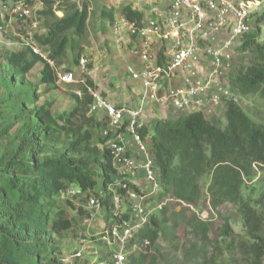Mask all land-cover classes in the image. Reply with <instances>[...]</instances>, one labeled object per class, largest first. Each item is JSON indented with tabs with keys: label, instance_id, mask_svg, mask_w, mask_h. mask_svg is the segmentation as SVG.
Segmentation results:
<instances>
[{
	"label": "trees",
	"instance_id": "trees-1",
	"mask_svg": "<svg viewBox=\"0 0 264 264\" xmlns=\"http://www.w3.org/2000/svg\"><path fill=\"white\" fill-rule=\"evenodd\" d=\"M45 3L44 32L37 39L48 46L46 51L55 67L67 59L68 52L72 65L77 66L88 36L90 0H82L81 5L62 0L57 7L61 17L52 10L54 1ZM121 12L129 21L142 18V13L130 5L123 6ZM103 14L111 26L113 10ZM252 15L256 25L238 46L241 52L252 55V61L235 65L230 72L231 95L224 106V123L216 125L214 119L208 120L201 113H182L172 119L155 118L148 131L161 184L157 199L169 194L187 203H198L199 181L209 174L211 208L216 210L230 202L240 213L246 236L231 238L227 244L243 254L240 264L264 262V122L255 121L234 98L257 95L264 101V39H259L264 6ZM6 60L10 68H0V82L7 89L0 96V142L16 130L13 146L0 154V264H57V255L62 252L58 239L73 229L72 220L65 216V207L71 202L61 199L60 193L69 184L82 190L100 189L104 192L103 208L108 211L106 188L113 173L110 154L99 146V137L92 141L91 131L85 128L89 121L97 128L100 125L94 116L85 115L92 100L86 86H79L80 95H72L75 106L57 120L50 102L38 104L37 83L27 78L42 62L38 83L54 86V69L27 48L10 53ZM86 81L93 86L88 77ZM255 170L260 173L259 190L244 198L242 187L253 178ZM78 211L82 213L80 208ZM159 213L160 218L152 214L138 231L140 238L149 240L150 248L159 237L160 222L166 221L167 207L163 206ZM228 220L223 217L219 235L229 239L232 228ZM193 224L200 238L211 245L208 225L199 218H194ZM156 260V253L149 258L148 254L131 253L126 264H156ZM215 260L216 255L210 254L199 264H214Z\"/></svg>",
	"mask_w": 264,
	"mask_h": 264
},
{
	"label": "built area",
	"instance_id": "built-area-1",
	"mask_svg": "<svg viewBox=\"0 0 264 264\" xmlns=\"http://www.w3.org/2000/svg\"><path fill=\"white\" fill-rule=\"evenodd\" d=\"M52 1V10L61 17L62 11L56 9L60 0ZM161 1L165 10L158 18H141L137 22L122 17L113 23L114 31L124 27L128 36L136 39L134 53L140 61L138 68L129 65L125 70L139 86V100L134 105L118 106L85 85L84 78L76 80L71 70L55 67L46 51L48 46L37 39L44 32L43 29L39 34L45 0H0V14L19 22L22 48L47 62L54 69L57 82H79L91 94L87 114L100 123L99 146L107 148L113 170L106 188L109 210L100 231L109 264H126L129 246H136L139 240L143 253H148L149 240L140 238L138 231L171 198L168 194L154 201L150 208L147 206L161 191V184L153 160L149 125L143 119L146 104H154L164 112H175L176 116L196 112L204 118L224 107L231 95L230 72L235 66L236 51L241 38L252 28L250 20L259 3L255 0ZM86 63L81 55L78 65L84 69ZM76 93L80 95L79 91ZM103 196L100 189L82 190L73 184L60 193L61 199L74 201L89 222H95L104 209ZM89 244L90 241L79 239L70 251L57 255V264L95 263L99 251Z\"/></svg>",
	"mask_w": 264,
	"mask_h": 264
},
{
	"label": "rangeland",
	"instance_id": "rangeland-1",
	"mask_svg": "<svg viewBox=\"0 0 264 264\" xmlns=\"http://www.w3.org/2000/svg\"><path fill=\"white\" fill-rule=\"evenodd\" d=\"M76 4L81 5L82 0H72ZM133 3L134 0H128ZM136 1V0H135ZM237 2L239 0H236ZM245 1V0H244ZM259 3L255 6L256 11L262 9L264 6V0H255ZM121 0H90L89 6L91 14L88 20L87 29L88 36L83 42V50L81 55H83L87 63L85 68L82 69L79 65H72L71 53L68 52V57L62 61L58 67L62 70H71L74 73L76 80L80 78H87L89 76L88 67H91L93 63L91 57L93 53L105 54L108 53L113 57L112 38H105L100 34L101 29H109L106 24H108V17L103 14V11L113 10V18L120 15L121 7H118ZM62 0L56 4V9L60 6ZM112 6V7H109ZM117 10V11H116ZM116 11V12H115ZM250 25L252 28L255 27V17L250 20ZM0 68L3 70H8L10 66L7 63L6 57L12 52L20 50L23 46L20 44V38L18 36V26L19 22L17 20H9L8 16H2L0 14ZM261 33L259 39H264V22L260 23ZM43 30V23L39 29V34ZM39 36V35H37ZM123 50V54H128L129 57L132 56L130 51L133 49L132 45L127 46V49L122 47L119 48ZM118 52L120 53V50ZM83 53V54H82ZM99 59V57H97ZM252 61V55L249 52L236 51L235 54V65H246ZM125 62V61H124ZM109 69L107 71L101 72L100 79L105 85L104 89L107 87H114L117 83L124 82L127 78L125 76L124 69L127 64H115L112 60L107 62ZM43 63L38 62L34 68L27 74L29 81L37 83L38 90L40 92V98L38 104L44 102H50V110L52 115L60 120L59 117L69 113L75 106L72 99V95L78 91L79 82L71 83H59L55 81L54 86H48L44 84H39L38 80L40 78V70ZM119 76L117 79L116 76ZM89 78V77H88ZM105 80L106 81L105 83ZM127 86V85H125ZM101 88V87H100ZM7 89L0 82V96H4ZM236 102L242 107V109L251 116L255 121L264 122V101H262L257 95L253 96H239L235 95ZM157 111V109H154ZM157 115L160 113L157 111ZM170 113H164L160 117H168ZM88 116L87 112L85 114ZM174 115L172 114V117ZM208 120L214 119L216 125H222L224 123V107L215 111V115L210 116V118L205 117ZM155 119V118H154ZM152 119L151 122L154 120ZM217 119V120H216ZM150 122V124H151ZM149 124V125H150ZM85 128H88L92 134V141L96 142L98 137V128L95 126L93 121H89L85 124ZM13 129L10 134L0 142V154L7 149H11L14 143ZM60 146V143H54ZM259 172L255 170L253 178L251 180H246L242 187L241 194L244 198L254 196L259 190ZM210 181V175L205 174L200 179L201 187V198L198 203L192 204L176 199L171 195L170 200H168L165 205L167 207V213L164 218L166 221L160 222L159 225V237L153 247L148 251V253H143L144 249L138 242L136 246L132 244L128 248V253L137 254H148V258L152 254H157L156 264H199V262L210 254L216 255V260L214 264H240L242 258V253L234 248L227 247L228 242L231 238L241 239L244 238L245 232L242 229L240 213L237 207L230 203L224 202L216 210H213L210 206L211 195L207 192V186ZM161 199V198H160ZM156 203L157 198H152L147 206L150 208L152 204ZM71 205L65 207V216L72 220L73 229L67 233H63L59 237V244L62 252H68L72 249L79 239H86L90 241V246L92 249H96L98 252V257L95 263L98 264L103 261V264H109L107 261V251L105 246L102 244L100 239V231L102 228V218L97 219L95 222H89L85 217L80 216L82 213L78 211V205L74 201H71ZM103 212V211H101ZM160 218V213H156ZM223 217H228L229 224L232 228L231 237L223 238L220 237L219 227L223 224ZM194 218H199L203 220L209 227L208 235L213 240V243L209 245L200 238L196 233L193 221ZM88 257V255H87ZM91 256H89L90 258ZM92 259V257H91Z\"/></svg>",
	"mask_w": 264,
	"mask_h": 264
},
{
	"label": "crops",
	"instance_id": "crops-1",
	"mask_svg": "<svg viewBox=\"0 0 264 264\" xmlns=\"http://www.w3.org/2000/svg\"><path fill=\"white\" fill-rule=\"evenodd\" d=\"M125 5H130L133 9L139 10L142 13V18H158L160 17L165 10L164 2L161 0H134L133 3H131L128 0H121L118 7H123ZM112 7V6H109ZM117 11V10H116ZM115 11V12H116ZM121 12V11H120ZM124 15L122 12L118 17H114V22L120 20ZM110 26L106 24V27ZM109 29H101L100 34L103 35L105 38H112V51H113V57L109 55L108 53H93L91 60L93 63L91 67H88V73H89V79L91 80L93 86L87 85L86 78L85 79V85L97 90L102 94L103 96L107 97L113 104L115 105H123V104H131L134 105L139 100V86L136 84L135 81H133L127 74H126V67L129 65L134 66L135 68H138L140 65V61L137 57V55L134 53L135 48L137 47V41L134 37L128 36V33L126 32V28L119 27L118 30H113V24L108 27ZM106 38V39H107ZM132 45V50L130 53L132 54L131 57L128 56V54H123V50L119 49L120 47L127 49V46ZM118 49L120 50V53L118 52ZM83 54V53H82ZM99 57V59H97ZM112 60L115 64H127L124 72L125 76L127 77L124 82L117 83L114 87H107L108 89H104L105 85H103V81L100 79L101 72L107 71L109 69L107 62ZM125 61V62H124ZM88 64V63H87ZM117 79L119 76H116ZM108 80H105V83ZM83 85V84H82ZM84 85V86H85ZM127 85V86H125ZM101 87V88H100ZM104 87V88H103ZM157 109L159 111L160 115L166 113L163 111V109L159 108L158 106L147 103L145 106V112L143 114V119L147 122L149 125L151 120L154 118H165V116L160 117V115H157V111L154 110ZM170 113L168 117L170 119L176 117L175 112H167ZM172 114L174 115L172 117ZM167 119V118H166ZM103 211V212H101ZM99 213V218L102 220V222H105L106 220V211L103 209ZM80 216L83 217V214ZM98 218V219H99ZM264 264V262H263Z\"/></svg>",
	"mask_w": 264,
	"mask_h": 264
}]
</instances>
